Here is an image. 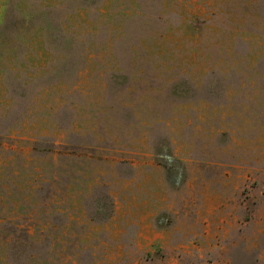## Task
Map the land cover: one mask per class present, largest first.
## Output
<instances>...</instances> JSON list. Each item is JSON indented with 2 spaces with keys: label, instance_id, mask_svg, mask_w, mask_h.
<instances>
[{
  "label": "rangeland",
  "instance_id": "obj_1",
  "mask_svg": "<svg viewBox=\"0 0 264 264\" xmlns=\"http://www.w3.org/2000/svg\"><path fill=\"white\" fill-rule=\"evenodd\" d=\"M85 2L0 0V264H264V0Z\"/></svg>",
  "mask_w": 264,
  "mask_h": 264
},
{
  "label": "trees",
  "instance_id": "obj_2",
  "mask_svg": "<svg viewBox=\"0 0 264 264\" xmlns=\"http://www.w3.org/2000/svg\"><path fill=\"white\" fill-rule=\"evenodd\" d=\"M104 0H86L85 4H83L84 8L89 10L90 12L96 11L98 6L101 5V3ZM65 6L64 5H59V6H54V8H44L43 10L47 12V14L51 13L53 14V18H50V20L47 22V29L53 33L55 30H59L63 34H66L64 26L60 22V15L59 11L62 10ZM54 10H58V12H54ZM69 36H62V41H67ZM82 67V64L78 67ZM74 68L73 72H78L79 69Z\"/></svg>",
  "mask_w": 264,
  "mask_h": 264
}]
</instances>
